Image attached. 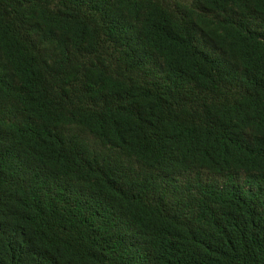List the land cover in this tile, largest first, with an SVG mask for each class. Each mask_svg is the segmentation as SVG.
<instances>
[{
    "label": "trees",
    "instance_id": "16d2710c",
    "mask_svg": "<svg viewBox=\"0 0 264 264\" xmlns=\"http://www.w3.org/2000/svg\"><path fill=\"white\" fill-rule=\"evenodd\" d=\"M0 264H264V0H0Z\"/></svg>",
    "mask_w": 264,
    "mask_h": 264
}]
</instances>
